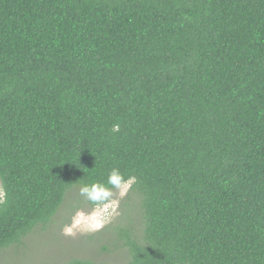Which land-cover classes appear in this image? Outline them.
I'll use <instances>...</instances> for the list:
<instances>
[{
    "label": "trees",
    "instance_id": "1",
    "mask_svg": "<svg viewBox=\"0 0 264 264\" xmlns=\"http://www.w3.org/2000/svg\"><path fill=\"white\" fill-rule=\"evenodd\" d=\"M113 168L121 264H264V0H0V253Z\"/></svg>",
    "mask_w": 264,
    "mask_h": 264
},
{
    "label": "rangeland",
    "instance_id": "2",
    "mask_svg": "<svg viewBox=\"0 0 264 264\" xmlns=\"http://www.w3.org/2000/svg\"><path fill=\"white\" fill-rule=\"evenodd\" d=\"M0 189H2L1 186ZM107 191L111 195L104 203L113 199H117L119 203L115 209L116 215L104 226L113 222L120 215L122 201L127 195L119 197V190L117 188ZM69 193L59 211V215L56 217V223L53 225L57 229L51 227L46 230H31L23 239L22 244H11L2 249L0 264H68L74 259L112 264H121L125 261L126 254L124 250L114 249L111 246L113 245V240L110 238L109 232H99L104 226L91 232L75 231L73 235L64 233V226L71 223L72 217L77 211H81L87 215L104 204L93 205L88 201V193L86 194L84 191H80L72 198L69 197L71 194ZM84 196H87V199L84 200ZM73 198L77 199L70 200ZM133 202L134 200L130 199L124 203L132 204ZM72 208H74L73 213ZM64 219H67L68 222L64 223ZM104 240H109L111 245Z\"/></svg>",
    "mask_w": 264,
    "mask_h": 264
},
{
    "label": "clouds",
    "instance_id": "3",
    "mask_svg": "<svg viewBox=\"0 0 264 264\" xmlns=\"http://www.w3.org/2000/svg\"><path fill=\"white\" fill-rule=\"evenodd\" d=\"M118 130L119 126L114 125L113 131ZM134 182L135 177L130 176L125 180L123 174L117 168H113L110 171L107 179V184L112 185L119 190V197H124ZM82 190L88 193V196L92 201H105L108 200V197L111 195L109 191L105 190V188L98 183H93L91 190H89L88 187H85ZM5 196L6 193L0 189V202H3ZM118 203L119 201L117 199L110 200L87 215L81 211H77L72 217L71 223L64 226V233L67 235H73L75 231L91 232L102 228L104 224L108 223L109 220L116 215L115 209L117 208Z\"/></svg>",
    "mask_w": 264,
    "mask_h": 264
}]
</instances>
